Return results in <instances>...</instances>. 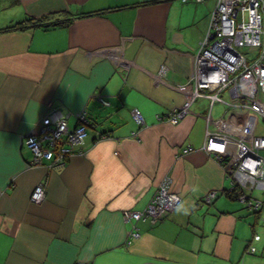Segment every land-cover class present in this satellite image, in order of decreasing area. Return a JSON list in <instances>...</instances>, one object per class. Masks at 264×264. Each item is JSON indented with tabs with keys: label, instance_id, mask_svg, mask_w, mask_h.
<instances>
[{
	"label": "crops",
	"instance_id": "obj_1",
	"mask_svg": "<svg viewBox=\"0 0 264 264\" xmlns=\"http://www.w3.org/2000/svg\"><path fill=\"white\" fill-rule=\"evenodd\" d=\"M214 4L0 0V28L42 19L0 32V264H264V200L244 207L202 149L207 128L250 141L264 136V120L228 91L213 104L196 97L177 123L156 116L186 103ZM49 108L70 128L81 113L88 120L58 169L29 165L23 144ZM208 115L222 122L207 125ZM164 180L179 204L154 224L138 221L126 244L122 212L143 209Z\"/></svg>",
	"mask_w": 264,
	"mask_h": 264
},
{
	"label": "built area",
	"instance_id": "obj_2",
	"mask_svg": "<svg viewBox=\"0 0 264 264\" xmlns=\"http://www.w3.org/2000/svg\"><path fill=\"white\" fill-rule=\"evenodd\" d=\"M243 47L257 50V55L248 56L240 50ZM164 71L161 67L159 74ZM190 82L192 88L186 103L165 114H157V118L177 123L196 97H207L213 104L222 102V93L228 91L239 98L241 106L252 109L264 120V0H215L207 32L195 53ZM132 117L138 125L144 123L137 109H133ZM77 118V123L70 128L66 116L49 108L23 138V144L32 153L29 165H40L45 161L49 169L63 167L86 136L88 120L84 113ZM221 122V118L207 116V125ZM190 149L186 147L183 152ZM202 149L221 163L230 177L229 190L234 196L251 211L261 209L263 200L252 196L251 192L254 189L264 192V136H254L247 141L207 128ZM168 184V180L162 181L143 209L122 212L123 219L132 222L126 244L139 236L135 225L138 221L154 224L179 204V195L171 191ZM44 195L43 185L37 184L30 200L39 203ZM213 197L214 191H210L204 199L208 202Z\"/></svg>",
	"mask_w": 264,
	"mask_h": 264
},
{
	"label": "trees",
	"instance_id": "obj_3",
	"mask_svg": "<svg viewBox=\"0 0 264 264\" xmlns=\"http://www.w3.org/2000/svg\"><path fill=\"white\" fill-rule=\"evenodd\" d=\"M47 18V17H46ZM70 19V17H68L65 21H68ZM42 19H32V18H25L23 20H19V21H16L12 24H9L7 26H4V27H1L0 28V32L2 31H8V30H14V29H22V28H25V27H28V26H32V25H36V24H40V21ZM30 25H28V23ZM46 25V24H44Z\"/></svg>",
	"mask_w": 264,
	"mask_h": 264
},
{
	"label": "rangeland",
	"instance_id": "obj_4",
	"mask_svg": "<svg viewBox=\"0 0 264 264\" xmlns=\"http://www.w3.org/2000/svg\"><path fill=\"white\" fill-rule=\"evenodd\" d=\"M240 50H243V51H245L246 52V54L249 56H252V57H254L255 55H257V50H255V49H249L248 47H243L242 49H240ZM260 123L261 124H264V122L262 123L261 121H260ZM252 196H255V197H259V198H261V200H264V192L262 193L261 192V190H258V189H254L253 191H252ZM242 205H244V203L243 202H241V201H239ZM244 207H245V205H244ZM247 208V207H246ZM248 209V208H247ZM254 239H256V238H254Z\"/></svg>",
	"mask_w": 264,
	"mask_h": 264
}]
</instances>
